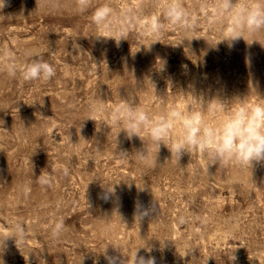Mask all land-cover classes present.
Listing matches in <instances>:
<instances>
[{
    "label": "rangeland",
    "instance_id": "obj_1",
    "mask_svg": "<svg viewBox=\"0 0 264 264\" xmlns=\"http://www.w3.org/2000/svg\"><path fill=\"white\" fill-rule=\"evenodd\" d=\"M162 2L87 0L80 11L77 0H0V264H132L136 253L155 264H264V161L210 165L199 151L179 161L162 144L144 163L142 141L118 136L111 119L130 98L156 114L211 103L208 125L235 98L264 104V29L224 40L228 0H181L191 27H172ZM102 4L127 33L119 45L96 36ZM154 15L162 29L142 35L136 21ZM6 53L18 65L42 58L56 76L11 78ZM92 101L104 104L97 121ZM15 222L24 236L3 243Z\"/></svg>",
    "mask_w": 264,
    "mask_h": 264
},
{
    "label": "clouds",
    "instance_id": "obj_2",
    "mask_svg": "<svg viewBox=\"0 0 264 264\" xmlns=\"http://www.w3.org/2000/svg\"><path fill=\"white\" fill-rule=\"evenodd\" d=\"M87 7V0H77V8L80 11L86 10ZM162 9L163 16L170 26L185 30L191 27L189 13L181 0H163ZM217 15L216 11L212 12L208 20L209 25L215 23ZM219 15L224 19V40L244 37L246 31L256 32L264 29V0H228L220 7ZM91 19L98 29L97 37L113 38L117 45L121 39H127V33L119 30V22L109 5L98 6ZM136 23L142 30L141 34L146 36L155 35L162 29L160 19L155 15L150 20H138ZM5 56L8 62L4 65V70L11 78L19 74L24 81L46 82L56 76L54 66L42 58L36 57L18 65L14 56L7 53ZM104 110L103 103L90 102L87 119L97 121V117L102 116ZM223 110L227 115L218 122L208 125L204 120L205 113L215 114L219 111L211 103L200 108L193 105L188 111L173 108L156 114L130 98L123 99V102L113 109L111 119L120 125L118 136L123 131L129 140L138 137L142 141V148L135 150L134 153L138 160L144 163L150 162L153 147L159 152L162 144L171 152L170 159L175 158L179 161L183 154L188 153L192 156L196 151L205 153L210 165L234 164L246 167L252 166L254 162L264 161V104L250 105L246 102V97L235 98L231 103H225ZM104 124L111 128L107 121ZM122 153L125 156L129 154L126 151ZM64 172L67 174L68 169ZM49 180L50 178H42L40 183L46 184ZM106 187L107 191L102 198L107 200L108 194L114 190L107 185ZM27 191L25 190L26 195ZM147 214L148 211L145 210L141 215ZM141 215L138 216L141 218ZM10 227L13 231L6 235L3 243L10 237H14L17 243L25 234V228L19 222L11 224ZM63 229L62 222L56 223L52 232L53 237L58 238ZM106 258L108 264H116L114 257L106 255ZM130 259L132 264H155L154 258L145 259L142 256L138 258L137 253Z\"/></svg>",
    "mask_w": 264,
    "mask_h": 264
}]
</instances>
